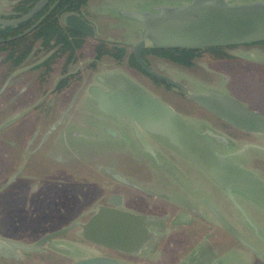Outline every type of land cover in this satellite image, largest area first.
Instances as JSON below:
<instances>
[{"label": "flooded vegetation", "instance_id": "1", "mask_svg": "<svg viewBox=\"0 0 264 264\" xmlns=\"http://www.w3.org/2000/svg\"><path fill=\"white\" fill-rule=\"evenodd\" d=\"M81 12L63 15H79L85 20ZM25 16L9 19L7 15L3 19L14 24ZM58 47L45 51L35 44L21 62L16 59L19 56L17 51L14 52L15 58L11 56V59L6 46L0 49V264H56L55 260L59 259L64 261L58 264H77L94 258L113 260L117 264H264V226L252 219L235 201L237 198L251 199L234 191L230 197L165 137L150 134L136 126L144 140V144H141L126 117L107 115L97 107L91 111L90 118L96 121L94 127L98 131L85 128L75 130L76 127L85 126L86 114L78 113L79 110L73 108L74 100L82 93L77 90L64 107V103L60 104L73 73L67 69L69 52H59ZM240 49H250L252 52L248 57L232 53ZM43 54L45 57L37 62ZM63 57L60 78L50 87L52 68ZM172 57L188 61L189 64L176 62ZM142 58L157 74L175 81L191 94L206 95L213 91L264 117V41L199 50L148 46L142 51ZM28 59L35 60V63L22 67ZM152 60L166 64L175 72L190 70L188 73L193 76L197 88L203 82L199 80L201 78L214 86L195 91L182 81L154 70ZM49 63L51 70L48 73ZM199 63H204L200 68L205 72L198 70ZM144 75L152 84L157 81L176 90L201 116L210 119L212 123H195L145 88L149 94L172 107L176 114L202 133L217 151L227 155L233 163L239 165L234 158L249 149L264 153V134L237 128L196 104L181 88L147 73ZM95 81L93 85L103 88ZM76 82H79L78 78ZM84 96L96 105L88 95L87 88ZM41 97L43 101L49 100L48 104L44 106L43 102L39 103L38 98ZM53 97L59 98L56 108L52 107ZM53 114L59 117L47 122L45 117ZM112 119L120 120L122 125L118 128L109 125ZM64 127L68 128L67 132ZM232 134L257 137L260 145L246 144L237 151L226 150L231 148ZM54 135L61 136L64 141L69 138L74 142L86 143L105 140L119 142L139 150L143 159L119 155L94 158L97 176L93 180L88 179L87 183L83 179L77 188L69 187L72 181L63 177L68 176V165H71V170L77 165L81 170L80 165L86 163L80 157H74L76 162L71 163L62 155L54 154ZM157 137L165 140L169 147L198 169L204 176V184L210 183L221 192L222 200L220 196L219 199L229 202L230 209L239 217L243 227H237L227 211L209 199L205 189L193 187L190 175L176 172L175 165L165 161L170 160L168 152L162 157L165 160L160 159L155 150L157 147L152 144V138ZM241 167L264 184V178ZM72 174L74 176V172ZM253 202L264 212L263 204ZM93 217L98 218V226L111 227L116 240L114 248L93 243L84 237V227ZM234 242L243 246L247 257L241 256L236 260L226 255L232 250Z\"/></svg>", "mask_w": 264, "mask_h": 264}, {"label": "water", "instance_id": "2", "mask_svg": "<svg viewBox=\"0 0 264 264\" xmlns=\"http://www.w3.org/2000/svg\"><path fill=\"white\" fill-rule=\"evenodd\" d=\"M39 2L21 20L34 14L46 0L38 5ZM119 15L141 27V37L133 46V53L136 63L145 73L181 88L189 99L233 126L246 132L264 134V117L247 111L238 103L213 91L206 95L191 94L175 81L157 74L142 58V51L148 46L156 49L199 50L263 42V2L234 5L229 0H190L178 6L160 4L142 12L119 11ZM65 18L69 28L93 36V27L79 15L69 14ZM96 80L103 88L96 85L87 88L96 107L107 115L126 117L141 144H144V140L136 126L150 134L165 137L230 197L234 191L264 205V184L229 160L227 155L217 151L202 133L176 114L172 107L121 73L97 75ZM97 221L98 218L93 217L84 227V237L93 243L114 248L116 240L111 227L98 226ZM226 228L238 237L230 226L226 225ZM20 248L30 249L24 246ZM77 264L117 263L94 258Z\"/></svg>", "mask_w": 264, "mask_h": 264}, {"label": "rangeland", "instance_id": "3", "mask_svg": "<svg viewBox=\"0 0 264 264\" xmlns=\"http://www.w3.org/2000/svg\"><path fill=\"white\" fill-rule=\"evenodd\" d=\"M19 1L20 0H0V19H2L3 24L12 23L9 20H5L3 18L7 15L10 16V14H13L12 8ZM189 1L190 0L87 1L81 13L85 20H87L91 24V26H93L95 33L92 37L87 36L81 48L75 52L74 56L69 61L67 69L69 73H73L70 75L71 78L69 79L70 81L67 85L70 89L68 88V91L66 92L67 94L65 93L60 100V104L64 103L62 105L64 107L66 103L70 100L74 92H76L77 90L81 91L82 95H79L77 99L74 100L73 108L78 109V113L86 114L84 116L85 126L76 127L75 130H83V128H85L89 129L90 131H98V129H95L94 127L95 124H97L95 123L96 121L90 118L91 111L94 107H96V105H94L89 100V98L84 96V93L88 86L96 84L95 76H105L112 72L123 74L124 76L128 77L133 82L138 84L144 90L145 88L149 89L151 93L159 97L162 101L166 102L167 104H171L173 107L179 110L182 114L186 115L193 122L198 124L212 123L210 119L201 116L198 110L192 107L191 103L188 102L186 98L182 97L179 92L172 88L166 87L157 81L153 82V84L155 85L154 86L146 75H144L137 69H132V67L129 66V58L133 54V46L141 37V27L136 22L129 20L125 17H121L119 15V11L142 12L160 4L163 6H178L186 4ZM7 2L8 4H6ZM42 2L43 0H41L38 5H40ZM229 2L230 4L236 5L255 2L264 3V0H229ZM65 17L66 16H63V20H61V22L64 25H68L65 20ZM98 43H103L107 47H121L123 49L122 58L120 60H116L112 56L104 55L99 60H95L94 46ZM36 44L38 45V43ZM251 52L252 50L250 49H240L232 51L233 54L241 57H248ZM43 55L38 58L37 62H39L42 58L45 57V54ZM64 59L65 58L63 57L62 60L58 61V63L53 66L52 71L50 73V87H52V85L55 84L60 78V71L62 69V66L64 65ZM33 63H35V60L28 59L26 62H24V64H22V67H28L30 64L32 65ZM203 64L204 63H199L197 64V66L199 67L198 70L205 72V69L200 68V66ZM152 66L154 70L160 72L162 71L163 73H165V75L169 76L170 78L182 81L189 88L196 89L195 91H197V89L207 90L214 86L213 83H206V80L201 78L199 80L203 82L201 86L197 88V84H195L193 76L189 75V73L191 72L190 70L184 73L175 72L170 69L169 66H167L166 64L155 60H152ZM173 69L176 70L175 68ZM23 74L24 73H21V75ZM28 76L29 74H27V77ZM77 78L79 82L75 83ZM38 99H40L39 103H44V106L48 104L49 100L43 101V97ZM58 99L59 98L57 97L53 99L54 103L52 107H58V105L56 104V101ZM57 113L60 114V112ZM58 117L59 116L53 114L52 116L45 117V120H47L48 122L49 119L54 120ZM109 123V125L114 126L115 128H118L122 125L120 120L117 119H112ZM64 131L67 132L68 128L64 127ZM230 137L232 139L231 148L226 150L237 151L240 150L246 144L260 145L259 138L254 136L232 134L230 135ZM52 140L55 141V143L53 144L54 154L58 153L59 155H62L71 163L76 162V160H74V157H80L81 160L86 163V165H80L81 170L79 169L78 165L74 170H71V165H68V176L66 175L63 177L72 181L69 182V187L77 188L83 182V179L87 183L89 182L88 179L93 180L97 176L95 174L97 171L94 168L93 163L94 158L119 155L118 157L131 158L133 156H136L143 159L142 154L139 152V150L134 147H126L124 144L119 142H111L105 140L97 143H86L82 141L74 142L69 138L64 141L62 140L61 136L57 137V135H54L52 137ZM152 144L157 147L155 148V150L157 149V155L160 157V159H163L162 157L164 153L168 152L170 160H163L172 162L176 167V172L182 171L190 175L192 177L191 179L193 181V187H197L198 189L202 190L205 189L207 191L206 195L209 197V199L214 204L221 205V208L227 211V214L229 215L231 221L234 222L237 227L241 228L242 224L240 220H238L239 217L234 214L233 211L230 209L229 202H221V192L215 186H212L209 182V185L204 184V176L200 174V171L198 169H196L193 165H190V163L185 161L184 158L178 154V152L169 147L165 140L160 139L158 137L152 138ZM234 161L239 165L247 168L251 173L264 178V153L249 149L246 150L245 153L241 156L235 157ZM102 167H104V165H102ZM155 171H157V169ZM72 172H74V176ZM219 196L221 200L219 199ZM235 201L237 204L241 205L246 210V212L252 219L264 226V224H262L264 222V212L261 211L260 206L258 204L244 198H237L235 199ZM226 255H229V257L235 258L236 260L242 258L241 256H243V258L247 257V253L244 250L243 246L240 243L237 244V242L233 243L232 250L228 251V254ZM60 261L64 260H55L54 263L57 262L56 264H58Z\"/></svg>", "mask_w": 264, "mask_h": 264}, {"label": "trees", "instance_id": "4", "mask_svg": "<svg viewBox=\"0 0 264 264\" xmlns=\"http://www.w3.org/2000/svg\"><path fill=\"white\" fill-rule=\"evenodd\" d=\"M38 1L20 0L12 8L13 14L9 16V19H19L27 15ZM86 3L87 0H46L41 8L24 20L14 24H3L2 19H0V49L6 46V49L9 50L10 58L11 56L15 58L14 52L17 51L19 56L16 59L21 62L25 60L36 43L45 51L59 46V52H69L70 61L75 51L81 48L87 36L74 31L68 26L61 25L60 17L65 13H79ZM94 52L95 60H99L104 55L120 60L123 55L121 47H107L103 43L96 44ZM51 59H54V57ZM172 60L182 62L185 65L189 64L188 61L176 59L175 57H172ZM50 65L51 63L47 65L48 73L51 70ZM129 65L143 72L136 63L133 54L129 58Z\"/></svg>", "mask_w": 264, "mask_h": 264}, {"label": "crops", "instance_id": "5", "mask_svg": "<svg viewBox=\"0 0 264 264\" xmlns=\"http://www.w3.org/2000/svg\"><path fill=\"white\" fill-rule=\"evenodd\" d=\"M6 4H8V2H7ZM63 16H64V15H63ZM63 16H62V17H63ZM62 17H61V20H63V18H62ZM61 20H60V23L62 24ZM62 25H63V24H62Z\"/></svg>", "mask_w": 264, "mask_h": 264}]
</instances>
